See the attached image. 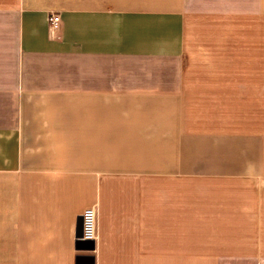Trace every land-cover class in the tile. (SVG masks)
I'll use <instances>...</instances> for the list:
<instances>
[{
    "label": "crops",
    "instance_id": "0c3cea01",
    "mask_svg": "<svg viewBox=\"0 0 264 264\" xmlns=\"http://www.w3.org/2000/svg\"><path fill=\"white\" fill-rule=\"evenodd\" d=\"M260 109L264 0H0V264H264V169L195 149Z\"/></svg>",
    "mask_w": 264,
    "mask_h": 264
},
{
    "label": "rangeland",
    "instance_id": "374dc122",
    "mask_svg": "<svg viewBox=\"0 0 264 264\" xmlns=\"http://www.w3.org/2000/svg\"><path fill=\"white\" fill-rule=\"evenodd\" d=\"M198 17L201 18V16ZM202 26V20H196L194 16H192L189 20L186 21L185 37L188 49H193L194 45L196 46L198 43L202 44L201 42L205 39L215 37L210 32L204 31L202 29ZM227 33L230 34V32ZM228 51L230 52V54L233 55V48H228ZM233 106V104H229L227 110L229 129H234V121L236 117H238V112L230 109V107ZM241 115V117L243 118L244 127L245 125L248 126H246L245 128H249L251 122L250 118L253 117V119L257 120L260 138H213L212 140L203 138L202 140L199 139L200 141L196 140L195 149L226 151L229 156V158L227 159V165L230 168H234L235 165H239L238 163L236 164L237 160H234V158H230L235 156V153L242 154L243 163L240 165L243 166H250V158L251 156H253V165H258L260 170L264 169V109L254 111L252 112V114L250 111H244ZM245 120H247L248 122L246 123Z\"/></svg>",
    "mask_w": 264,
    "mask_h": 264
},
{
    "label": "built area",
    "instance_id": "2783aa9c",
    "mask_svg": "<svg viewBox=\"0 0 264 264\" xmlns=\"http://www.w3.org/2000/svg\"><path fill=\"white\" fill-rule=\"evenodd\" d=\"M49 22L52 28H57L61 22V16L57 13H52L49 16ZM83 228L82 240H95L97 237V209L96 207H88L83 213Z\"/></svg>",
    "mask_w": 264,
    "mask_h": 264
},
{
    "label": "water",
    "instance_id": "95a60500",
    "mask_svg": "<svg viewBox=\"0 0 264 264\" xmlns=\"http://www.w3.org/2000/svg\"><path fill=\"white\" fill-rule=\"evenodd\" d=\"M82 228H83V216H80L79 218V226H78V237L82 236Z\"/></svg>",
    "mask_w": 264,
    "mask_h": 264
}]
</instances>
